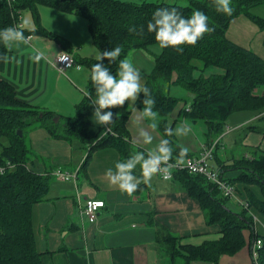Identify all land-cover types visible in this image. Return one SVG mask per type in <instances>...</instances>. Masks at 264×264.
Returning a JSON list of instances; mask_svg holds the SVG:
<instances>
[{
	"label": "trees",
	"instance_id": "obj_1",
	"mask_svg": "<svg viewBox=\"0 0 264 264\" xmlns=\"http://www.w3.org/2000/svg\"><path fill=\"white\" fill-rule=\"evenodd\" d=\"M263 2L231 0L234 12L228 16L215 10L213 0H187L185 4L146 0L139 3L121 0H12L9 4L0 1V29L12 26L20 12L29 9L34 28L18 30H22L25 36L31 33L47 35L66 46L58 36L40 26L36 6L42 4L83 17L99 56L116 46H122L121 59L132 50L150 52L152 67L144 76L143 84L150 89L156 101L154 110L159 113V122L155 129L162 140H170L174 149L173 158H179L180 148L172 142V136L165 134V129L171 128L166 118L180 100L169 93L170 86L175 85L189 93L188 100L182 102L178 116L191 122L201 120L206 125L204 144H213L212 159L216 155L218 175L231 185L242 183L259 188L260 198L248 191L247 201H244L246 205L232 210L226 203L228 197L222 195L217 186L205 177L185 171L173 172L172 178L181 181L186 192L198 201L205 223H215L219 227V236L192 245L180 243L179 236L169 232L158 233L156 246L161 249L168 264H188L192 260L217 264L219 255H231L244 245L243 229L249 230L248 247L256 239L260 240L255 260L250 264H264V234L255 233L250 215V209L254 208L264 218V151L250 147L249 153L233 157L227 163L215 154L217 138L224 130L227 117L234 111L248 110L258 114V125L253 123L250 128L264 133V60L224 35L230 20L239 14L247 16L258 28L264 29V18L249 11ZM172 6L177 7L185 17L196 9L205 12L215 31L205 34L195 46L183 45L182 54L172 47L159 49L154 54L150 47L157 42L154 34L147 31V23L157 8ZM133 25L137 30L143 26V34L130 33L128 29ZM4 50L0 43V55ZM76 61L86 66L89 73L85 95L76 105L75 114L69 117L21 101L12 84L0 77V167L3 168L0 173V264H42L41 253L35 247L31 206L44 199L51 175L48 171L37 173L32 169V161L38 157L34 155L26 137L31 127H42L56 139L78 138L89 145L81 169L85 168L91 149L113 147L121 161L132 154L125 121L131 107L143 113V94H140V100L135 105L126 102L123 107L113 108L114 120L107 131L105 126H101L93 136H88L83 112L90 100L95 99L90 72L91 66L100 61L97 58ZM103 63L115 74L119 61L109 65L105 58ZM210 66L220 67L221 71L203 75L202 71ZM245 129L249 130L248 127ZM226 173L234 174L225 176Z\"/></svg>",
	"mask_w": 264,
	"mask_h": 264
},
{
	"label": "crops",
	"instance_id": "obj_2",
	"mask_svg": "<svg viewBox=\"0 0 264 264\" xmlns=\"http://www.w3.org/2000/svg\"><path fill=\"white\" fill-rule=\"evenodd\" d=\"M121 1L139 3L144 0ZM146 1L178 4L187 2V0ZM258 7L256 15L264 18L263 6ZM36 11L40 26L45 31L58 36L66 46L47 35L31 33L29 46L21 45L11 51L5 49L1 54H7L11 59L8 63L0 60V77L12 84L17 98L21 101L57 115L73 116L76 105L85 95L89 73L86 66L76 60L90 58L83 46L88 41L91 43L90 47L93 46L86 20L81 16L42 4L36 6ZM21 13L20 28L33 29L31 11L30 14ZM224 35L228 40L251 50L264 60V29L258 28L248 17L243 14L233 17ZM37 51L43 53V58L33 59ZM58 51L70 53L75 65L62 72L57 71L53 57ZM141 53L151 62L149 56L144 52ZM98 56L97 52L94 58ZM143 80L144 76L141 75L142 83ZM182 104L178 101L174 105L175 109L172 108L170 115H167L166 123L173 130L185 126L189 131L183 135L174 134L171 140L180 150L188 149L186 156L197 155L206 147L204 144L206 125L201 120L191 122L179 117L178 111ZM93 110L94 106L89 103L83 112L88 136H93L96 129L101 127L94 122ZM257 117L258 114L248 110L234 111L227 117L224 130L217 138V145L221 142V149L224 150V155H219L224 163L233 158L226 157L229 155L226 151H229L235 143V135L233 136L232 133H242L247 127L249 130L244 133L241 143L264 151V133L250 128L253 123L258 125ZM177 124L180 126H176ZM125 129L132 153L155 148L162 140L161 134L150 127L136 107H131L125 121ZM141 130L147 131L153 137L151 144L143 143ZM26 137L34 155L38 157L33 159L32 169L37 173L48 171L51 175L44 199L31 206L35 247L41 253L42 264H168L163 252L156 246L158 233L169 232L179 236L180 243L192 245L218 238L219 227L215 223H205L198 201L186 192L178 179L163 180L156 175L150 184L141 183L137 191L129 196L117 185L112 184L106 175L108 169L114 171L116 162L121 161L115 148L91 149L86 166L81 169L89 145L78 138L56 139L37 125L26 132ZM222 139L228 140V143L224 141L222 143ZM178 154V159H182L180 152ZM208 163L210 167L216 169V155L213 159L210 158ZM57 170L70 174L72 178L63 180L55 176ZM232 174L234 173H226L225 176ZM135 175L141 176L139 166L135 170ZM233 187L234 190L238 189L240 195L237 196L242 202L247 201L248 191L254 197L260 198L259 188L256 185L235 183ZM86 199L103 201V206L96 212L94 222H88L86 217L79 213ZM228 200L231 204L228 205L229 208L239 209L234 199ZM250 215L255 233L263 235V216L254 208L250 209ZM242 234L244 245L231 255H219L217 264H250L253 261L248 247L249 230L243 229ZM188 264H212V262L192 260Z\"/></svg>",
	"mask_w": 264,
	"mask_h": 264
},
{
	"label": "clouds",
	"instance_id": "obj_3",
	"mask_svg": "<svg viewBox=\"0 0 264 264\" xmlns=\"http://www.w3.org/2000/svg\"><path fill=\"white\" fill-rule=\"evenodd\" d=\"M213 5L219 13L230 16L234 12L231 0H213ZM209 20V16L199 9L194 10L189 17H185L175 6L160 7L154 11L148 21L147 31L154 34L160 49L172 47L177 53L182 54L183 45L195 46L205 34L215 31V28L210 26ZM128 31L142 35L144 27L140 26L137 30V27L133 25ZM0 43L5 49L11 51L21 45L29 46L30 41L22 30L9 26L0 29ZM121 53L122 46L105 50L97 57V61L100 62L91 66L90 80L94 86L95 99H91L90 104L94 106V122L107 128L114 120L111 109L123 107L126 102L135 105L142 93L143 117L150 120L152 122L150 127L155 129L159 122V113L154 110L156 101L150 89L141 82L140 70L130 59H121ZM41 58L43 53L35 52L33 59ZM105 58L109 65L119 61L115 74L103 63ZM10 59L11 57L7 54L0 55V60L5 63H8ZM188 131L187 127L181 126L175 130L167 128L165 134L171 137L174 134H186ZM140 136L144 144L152 143L153 137L147 131L141 130ZM173 152L170 140L163 139L155 148L134 151L127 159L117 161L115 170L108 169L106 175L112 184L131 196L141 183L150 184L152 178L158 174L165 180L172 178L171 169L174 165L170 161L173 159ZM187 152V148H181L180 157H185ZM138 166L141 170L140 177L135 175Z\"/></svg>",
	"mask_w": 264,
	"mask_h": 264
},
{
	"label": "built area",
	"instance_id": "obj_4",
	"mask_svg": "<svg viewBox=\"0 0 264 264\" xmlns=\"http://www.w3.org/2000/svg\"><path fill=\"white\" fill-rule=\"evenodd\" d=\"M4 1L7 4L11 3L12 0H0ZM12 27L17 29L20 28L19 17L14 22ZM30 37V35H26ZM53 64L57 71L62 72L63 70L69 68L72 65H75L72 55L66 51H58L53 57ZM79 67V65H76ZM108 129L105 128V131ZM212 148L213 144L206 146L202 149V152L197 155H190L183 157L182 159L173 158L170 163L174 165L171 169V174L176 171H185L190 174H197L205 177L207 180L212 182L219 189L220 193L228 198L233 197V186L226 182L222 177L217 173V170L210 167L208 160L212 158ZM3 171V168L0 167V173ZM55 176L63 179L69 180L72 176L66 172L56 171ZM159 178L165 180L162 175H157ZM245 206L246 203H243ZM103 206V201L99 199H86L83 205L80 207L79 213L86 217L88 222L96 221V212L98 208ZM260 246V240L256 239L250 247V255L255 260L256 249Z\"/></svg>",
	"mask_w": 264,
	"mask_h": 264
},
{
	"label": "rangeland",
	"instance_id": "obj_5",
	"mask_svg": "<svg viewBox=\"0 0 264 264\" xmlns=\"http://www.w3.org/2000/svg\"><path fill=\"white\" fill-rule=\"evenodd\" d=\"M264 3V2H263ZM263 3H261V4H259V5H257V6H254V7H251L250 9H249V11L252 13V14H255L256 15V11L258 10V6H263V8H264V4ZM263 4V5H262ZM262 8V7H261ZM22 13L21 14H30V10L29 9H24V10H22L21 11ZM245 16V15H244ZM258 16V15H257ZM247 17V16H246ZM248 19H250V18H248ZM251 20V19H250ZM88 44V45H87ZM87 44H85L84 46H83V48H86V53H88V55H89V57L90 58H94V57H96L97 56V51H96V49L92 46V47H90L91 46V43H90V41H88V43ZM159 46L156 44V45H152L151 47H150V51L152 52V53H154V54H156V53H158L159 52ZM141 49H138V51H129L128 53H127V55L125 56V58H127V59H130L133 63H134V66L136 67V68H138L139 70H140V74L141 75H143V76H145V74L146 73H148L149 71H150V69H151V67H152V64H151V62H152V56H151V53L150 52H147V51H140ZM136 52V53H135ZM141 52H144L147 56H149L150 57V60H151V62H149L148 60H147V58L145 57V55H143ZM84 69H86L85 67H83ZM221 71V68L220 67H217V66H210V67H207L205 70H203L202 71V74L203 75H206V74H208V73H211V72H220ZM169 93L170 94H173V95H175L177 98H180V100H179V103L180 104H182V102L185 100V101H187L188 100V98H189V93L187 92V91H185L183 88H181V87H179V86H170V88H169ZM178 102V101H177ZM175 108L173 107V110H174ZM173 112V111H172ZM170 115V114H169ZM133 121V120H132ZM176 126H180L179 124H177ZM247 131V129H244V131L242 132V133H238V132H233L232 134H233V136L235 135V139H234V146L229 150V151H226L229 155L228 156H226V157H230V156H232V157H238V156H240L241 154H243V153H249L250 151H251V149H250V147L249 146H247V145H243L242 143H241V141H242V138H243V136H244V133ZM221 141V140H220ZM223 141L225 142V143H228V140H223L222 139V143H223ZM230 143V142H229ZM202 149H204V148H202ZM202 149L199 151V153H201L202 152ZM198 153V154H199ZM217 153V156L219 157V155H224V150H222L221 149V142H219L218 143V145H217V148H215V154ZM213 165H214V167H215V163L213 162ZM217 167V166H216ZM140 169V168H139ZM53 181H55L54 179H53ZM232 186H234V185H232ZM240 190V189H239ZM241 191V190H240ZM239 191H238V189H235L234 190V187H233V197H231L232 199H234V201L235 202H237V204L239 205V208L240 207H242V205H243V203H245V202H242L239 198H238V196L240 195L239 193H238ZM238 195V196H237ZM229 199V198H228ZM227 199V201H226V203H227V205H230L231 206V204H230V201ZM244 206V205H243ZM262 226V225H261ZM262 230V229H261ZM246 231V230H245ZM262 232H264L263 230H262ZM259 233H261V232H259ZM249 251H250V249H249Z\"/></svg>",
	"mask_w": 264,
	"mask_h": 264
},
{
	"label": "bare ground",
	"instance_id": "obj_6",
	"mask_svg": "<svg viewBox=\"0 0 264 264\" xmlns=\"http://www.w3.org/2000/svg\"><path fill=\"white\" fill-rule=\"evenodd\" d=\"M252 258V257H251ZM252 260H253V258H252ZM253 262H254V260H253Z\"/></svg>",
	"mask_w": 264,
	"mask_h": 264
},
{
	"label": "water",
	"instance_id": "obj_7",
	"mask_svg": "<svg viewBox=\"0 0 264 264\" xmlns=\"http://www.w3.org/2000/svg\"><path fill=\"white\" fill-rule=\"evenodd\" d=\"M17 133L19 134V131H17Z\"/></svg>",
	"mask_w": 264,
	"mask_h": 264
}]
</instances>
